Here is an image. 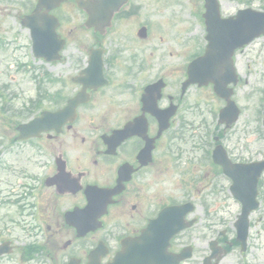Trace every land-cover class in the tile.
<instances>
[{
    "label": "flooded vegetation",
    "instance_id": "af4514ba",
    "mask_svg": "<svg viewBox=\"0 0 264 264\" xmlns=\"http://www.w3.org/2000/svg\"><path fill=\"white\" fill-rule=\"evenodd\" d=\"M9 2L16 3L21 27L39 0H0V33L7 30ZM132 13L114 17L112 28ZM39 14L52 26L57 19L66 54L39 73L33 89L5 96L0 264L255 263L235 227L241 205L232 187L243 180L228 175H245L247 182L249 165L264 162V84L250 50L234 57V81L226 84L219 68V97L212 83L185 87L190 58L182 51L172 61L153 56L149 33L131 40L136 27L109 48L103 43L112 28L103 35L87 30L90 48L72 40V26L84 28L87 19L74 0H44ZM122 43L140 44L141 53L122 55L113 48ZM93 48L103 50L107 84L99 88L83 84ZM155 84L159 96L144 105L145 89ZM78 95L74 113L42 121L49 129L36 138L16 139L19 123L11 117L61 111ZM228 103L230 123H220ZM256 188L259 196L264 171Z\"/></svg>",
    "mask_w": 264,
    "mask_h": 264
},
{
    "label": "rangeland",
    "instance_id": "374dc122",
    "mask_svg": "<svg viewBox=\"0 0 264 264\" xmlns=\"http://www.w3.org/2000/svg\"><path fill=\"white\" fill-rule=\"evenodd\" d=\"M219 2L221 6V12L224 16L234 14L238 9L247 7L256 10H263L262 6L264 5V0H219ZM134 3L139 7H145V12L150 18V22L153 26L154 24H159V26L164 27H175V29L171 27L170 30H166L163 27L161 28L159 36L162 37L163 42H158L159 39L156 33H153L152 35V45H161V47L166 53H168L170 57L177 55L178 49L176 51L173 49L174 47H179L182 44H186L192 39L196 43L197 41H200L199 39L194 38H199V36L203 35V27L199 25L201 24V6L203 5V0H134ZM157 4L158 7L162 9L161 11L157 9ZM167 6L172 7L165 8ZM176 19H178L179 22ZM172 20H176L174 21V24H171ZM178 30L179 32L176 34V31ZM168 34L169 36L165 38L164 36ZM7 38L10 40V34L7 36ZM175 41L177 43H175ZM258 43L264 45V38L259 39ZM127 53L130 52L128 51ZM9 55L10 53L3 55V58L0 59L8 60L10 57ZM18 55L22 56L21 54ZM2 69L3 67L1 65L0 71ZM3 82L4 81H0V83ZM260 215L264 217V207H262ZM251 247L253 249L252 255H256L255 259L257 258V264H264V231L261 233V236L258 240L254 234V238L251 241Z\"/></svg>",
    "mask_w": 264,
    "mask_h": 264
},
{
    "label": "water",
    "instance_id": "95a60500",
    "mask_svg": "<svg viewBox=\"0 0 264 264\" xmlns=\"http://www.w3.org/2000/svg\"><path fill=\"white\" fill-rule=\"evenodd\" d=\"M208 25L211 42H231L235 47L238 44L250 41L254 35L264 33V15L249 10L239 12L235 19L221 21L217 13L216 0H206V14L204 15ZM222 26V29L217 28Z\"/></svg>",
    "mask_w": 264,
    "mask_h": 264
}]
</instances>
